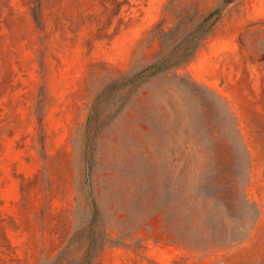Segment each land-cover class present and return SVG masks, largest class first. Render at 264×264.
I'll list each match as a JSON object with an SVG mask.
<instances>
[{"label": "rangeland", "instance_id": "obj_1", "mask_svg": "<svg viewBox=\"0 0 264 264\" xmlns=\"http://www.w3.org/2000/svg\"><path fill=\"white\" fill-rule=\"evenodd\" d=\"M0 264H264V0H0Z\"/></svg>", "mask_w": 264, "mask_h": 264}, {"label": "trees", "instance_id": "obj_2", "mask_svg": "<svg viewBox=\"0 0 264 264\" xmlns=\"http://www.w3.org/2000/svg\"><path fill=\"white\" fill-rule=\"evenodd\" d=\"M211 13L212 12L208 13L202 19V21L199 23V26L204 24V22L208 19V17L211 15ZM172 63H175L173 55H172V53H168V54H165V55L161 56L160 58L156 59L155 61L148 64L144 68H142L140 70V73H141V75L142 74H144V75L158 74L159 72H162L165 69H167ZM239 143H240V140H239ZM237 158H238V161L240 163L241 159L244 158V154L239 152L237 155ZM228 170L230 172H232L229 168H228ZM240 171L242 173V167L238 171L239 174H237V177H236V175H232V177L228 180V182H226L222 186V188H220L218 190V192H219L218 195L220 197L217 198L216 202L213 199L214 196H213L212 192L210 193V190H207L206 196H205V201L203 202L204 208H206V209L212 208L213 209L216 204H219L220 206H222L226 210H232L238 204L242 205L244 209H248V207L251 206V203L248 201L246 196L244 194H240L238 192L237 178L240 175ZM211 172H212V168H208V174ZM225 173L226 172H223L224 175H225ZM237 231H238L237 234H235V236H232L231 240H229V242H231L230 244H233L234 242H236L237 240H239L240 238H242L244 236V235H242V233H243L242 230L238 229Z\"/></svg>", "mask_w": 264, "mask_h": 264}]
</instances>
